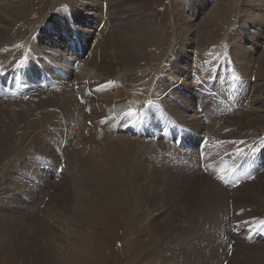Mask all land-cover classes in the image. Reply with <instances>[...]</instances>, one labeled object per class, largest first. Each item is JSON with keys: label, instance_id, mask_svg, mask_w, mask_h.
Segmentation results:
<instances>
[{"label": "rangeland", "instance_id": "rangeland-1", "mask_svg": "<svg viewBox=\"0 0 264 264\" xmlns=\"http://www.w3.org/2000/svg\"><path fill=\"white\" fill-rule=\"evenodd\" d=\"M17 1L19 0H0V6L7 2H11L12 6L21 7L23 5L24 8V11L18 16V18L14 19L15 21L10 17L8 18V14L3 13V8H1L0 18L2 22H0V27L4 28L8 32L6 33V36H4L5 43L7 42L8 45H17L16 47H19L21 43L27 41V39L29 38L28 41L32 39V41L35 42V47H37L38 51L35 50L37 51V53L35 54L36 58L38 57L39 52L40 54L50 52L63 59H71H65L66 61H70L68 62L70 64L72 63V61H75L76 63L74 62V68H71V70H69L70 66L68 65V67L66 68L63 67L61 62V64L57 62L55 64H46L44 67L45 71L49 70L51 74L53 73L54 69H67V72H69L70 74L67 72L64 73V71L62 72V74H65V76H67L68 78L70 75H73V77H71L68 81L64 82V84L67 85L65 88L66 91L69 90L68 92H70V90L75 89L74 92H70L66 95V99L71 95V97H73L75 100L76 93L82 95V97H86L90 95V91H94L95 89L99 91V95L103 93V95L105 96H111V92L108 94V88L113 85V83L115 82L113 81L114 79L117 81L121 79L120 77L117 78L114 72L111 73V69L113 68L110 66L111 62L113 61L112 56H114V58L115 56L116 58H122L126 55L123 54L126 53L123 52L124 50L120 51L115 47V50H113L114 48L111 49L107 46H101L95 55L97 65H100V57L101 59L103 58L102 60L104 61V63L100 65V70L96 71L99 77L96 79H89L90 81H88V79H83L85 78V76L83 75H87L88 71L81 70L76 67L83 65L81 60H85L87 56H89L88 53H85L84 51L83 58H81L80 60L78 57V53H76L77 56H74L71 55V52H69L68 54L64 51L65 48L67 49V39L62 38L61 36L57 38L56 36H54L55 32L51 33L50 37H40L38 35V31L34 30L39 28V30L41 31V27L42 25H44V35H46L49 29L47 28V24L50 25L52 20H56V17L59 16V11H61L62 8L69 7V5L72 7L78 6L79 8L77 9H81V12H77L76 10V13L79 15L78 22L80 23V25L76 30L79 33L86 30L87 34H89L87 35V38H89V40H87L88 46L86 47V52H89L93 50V47L95 46V42L93 43L92 41H90V39L93 38L91 36L96 35V33L99 32L104 25V23H100L99 27L96 28V24L98 23V21L95 20V17L93 16L94 11L91 8V3L95 0H24L23 2H21V6L19 3H17ZM203 1L189 0L188 3L190 2L191 5H193V9H191V11L189 12L188 10L183 8V0H121V3L123 4L120 3V7L118 5H114L112 6V8L115 7V21L119 26V28L117 29V34L120 33L121 39L130 42L134 39H140L139 35H135L133 27H139L138 22L141 14L149 16L150 22L153 27V33L151 37L148 38V40L141 42L140 47L138 46L134 48L133 46L132 50H134L135 54L133 56V64L136 66L135 70L132 73L134 74L131 77L132 79L129 76L125 75L123 76V81H121L123 82V84L127 82L126 80L129 81L130 79L131 81L136 82V85H133L131 96H128L127 101H125L128 102V104L133 107V109L127 107V110L136 111V113L139 112L141 114V108L146 107L144 106V103H147L149 99L150 101L155 100L153 96L159 94V96H157V98L159 97L158 100H160L167 113H170L172 117L175 116L173 118L178 122V125L179 123L182 124V126L180 127L189 131H193L190 130L189 127L194 126L193 123L197 122L199 123L201 128L206 129V135H209L208 137L211 139L210 141H216L220 147H223V145L219 144L220 141H224V143L227 144V147L224 146L223 150H217V156L221 157L225 153L228 154L229 150L234 148L236 145H239V148L246 145L251 146L253 141L256 140L255 142L257 143L259 138L264 139V132H262V134L258 133L257 135H259V137L256 136L252 137L251 139H230L228 137H230L231 132L237 131V127H231V124H229V122L224 123L223 121L221 122L220 120L212 118L210 120H202L203 124H200L201 120L200 122L197 120V114L199 111V105L196 106L197 102H203V104L207 106L208 99L211 97V99L209 100V109L211 111H214L215 108V103H212V98H214V95L208 94V91L206 89L204 90L202 86L199 87V91H196L192 82L194 79L193 77H195L194 75H192L194 63L199 57L195 56V44L198 45L197 35L201 32L203 33H201L203 35L202 41H204V43L206 42L205 48H207V50L209 47V49L211 50L219 49V53H223V55H226V57L227 53L230 52V54L228 53V56L230 55L229 58L232 60L230 64L231 67L236 68V70L241 72V74H239L238 80L244 79L246 77L247 80H244L248 84H250L249 92H243L240 95L241 98L239 99V101H237V104L233 106V108H230L228 110H226V108H221L218 111L220 114H223L221 119L223 120V118L231 117L233 115L235 116V114H247L251 116L254 114H258L261 118H263L264 70L262 71V75L260 77L257 75L256 71L258 70L257 67L259 65V60L264 52V0ZM13 2L15 4H13ZM104 2L105 0H103V3ZM8 5L11 6L10 4ZM75 25L76 23H74V26ZM244 26H246L247 28L245 29ZM185 27L188 30H185ZM95 28L97 32H95ZM70 31L71 28L68 27V32ZM110 33V31L106 32L105 37L106 35H110ZM236 34H238V38L244 40L242 42V46L245 49H249L251 52H253V55H247L246 57L247 60L251 61V65L249 66V68L243 61L245 59L240 58L242 56H239V60L236 59L235 51L233 50L234 46L230 43L228 44V40L231 41ZM60 35L63 36L64 34L61 33ZM55 37L61 41L60 44H58L59 42L55 40ZM250 37H253L254 41H252V38ZM74 38L75 36H72V41L76 42ZM118 42L119 39L117 38V43ZM207 50L205 49L204 52L198 54L200 56H211L212 54H208L210 52H207ZM255 59L256 63L254 64L253 61H255ZM171 63H173L174 65H171ZM4 64L5 63H1V65ZM206 65L207 64L205 63V68L208 67ZM176 67L178 69L184 70L186 72L185 75L187 76L185 77L180 75L178 71H176ZM208 70L210 71L209 74L211 75L212 70H210V68L206 69L205 73ZM114 71L118 72L117 70ZM246 71L249 72L248 75L245 73ZM78 72H81L82 75H78ZM190 74L192 77H190ZM227 74V71H223L220 78L222 80H225L226 78H228ZM89 75L92 76V74ZM150 75L151 77H149ZM111 76H113V78H111ZM231 78L232 81L235 79L233 75H231ZM150 80H153V84L155 83L153 85L154 87H150ZM70 81H72L73 87L71 86L72 84ZM99 81L100 83L98 85H90ZM107 84L112 85L110 87H103ZM206 85L207 87L209 85L211 86V82H206ZM58 87L60 88V85H58ZM77 87H80V89H76ZM82 87H84V89H81ZM87 87L90 88L87 89ZM170 89L174 90L176 93H173L172 95V92L169 91ZM241 90L243 89L241 88ZM57 93H59V91H57ZM204 93H206V96L201 97V95ZM37 96H35L34 98L36 99ZM132 97H135L134 101ZM94 99L96 101L102 99L100 102L109 100L107 96L106 98H97V96L95 98V95ZM182 100H189L190 102H192V104L189 108H187L186 105L182 103ZM219 102L221 103V101ZM227 103L228 105L231 103L230 99L227 100ZM88 104L89 103L82 104V106L85 107L84 110L86 112V118L84 117L82 118V120L84 119L83 121H79L80 124H78L79 126L77 127H79L80 129L77 131V133L75 132V130L77 129H73L75 128L74 123H72L70 126V124H68L69 122L64 123L62 121L60 123L58 121L59 119L53 118L51 120L52 123L49 124V128L47 125L46 127L50 131H57L54 132L56 133L55 136L53 135V131H51V134L54 139H59H56L55 141H48L47 138L43 135L40 136L41 133H39L38 136L35 135L38 138H44L49 143L57 142L56 145L58 147L60 146L59 143L63 141V144H61L60 146V150L63 152V159H65V170H62L63 167L61 165V172H55L54 175L57 176L54 178L51 177L54 170L50 168V177L48 179H40L43 180L44 184L48 182V185L50 184V186H47L45 190L41 189L39 193L38 191H35L32 195L34 196L33 199H36L31 204V207L32 209H34V211H32L31 220H29V224H31L30 226H15V228L13 227V230L15 231L16 229H18L16 232H11L9 230L10 228H8V225L5 228H0V236H2L0 237V264H264V250L260 249V247H264V236H258L253 239L250 238L252 233L250 225H254L253 223L255 221H260L262 217L244 219L245 222H242L240 221L241 219L239 220L236 218L233 220L232 217V225L235 227H231L234 230H227L228 236H220V241H222V248H224L225 245L228 246L227 243H229V246L227 247L228 249L226 250L227 256L225 257V252L223 253L221 248L218 249V252L216 251L217 254L215 253L214 248H212V250H208L206 249L205 245L199 246V248H197L199 235L201 234L202 228L205 224L212 222L214 232L222 230V226L219 220V213L220 211L225 210L228 204L231 212L239 209L236 211V216L241 214V208L240 206H238L239 204L236 205L238 201L234 199L227 200L228 197H231V193H234L232 191H234L235 189L231 190L230 192L228 191L229 189H224V187L213 181V179L210 177L212 175V177L218 178V176L222 174L216 169L218 165H215L216 159H213V156L205 155V157L200 160L198 169L196 167L193 168L194 170L197 169L195 172H199L198 174H195L194 172L195 175H193L191 174L190 170L186 171L185 169L180 168L181 170L176 171H181V173L185 175V178L184 176H182L183 179L175 178L173 180L172 177L164 173L156 176L154 171H160L161 167L153 169V164L148 165L138 162L140 160L143 161V159H148L152 156L150 152L153 153L154 151L152 152L151 149H158L155 146L157 141L162 140V143L166 144L164 140L165 124L162 125L161 134L158 135L159 138L156 141L152 140V138L148 135H138L134 131L128 129V124L124 120L119 121L118 124H115V129L111 130L115 133L112 132L113 135H111L109 134L110 126L108 128H102L99 131V128H97L96 126L98 123L97 120L99 119H93L95 118V115L94 113H92V111H90L89 108L90 106L92 107V103H90L91 105ZM93 106H96L98 108L99 102L93 104ZM175 109L177 111H182L179 113H173ZM74 115L73 118H75V121L81 119L79 118L78 112H75ZM194 117L197 118L195 119ZM85 119L89 120L85 121ZM215 121L216 123L214 124ZM228 125L230 127H228ZM121 126L122 130H124L123 132L127 131L128 134L134 135L140 141L144 140L145 143L147 142L146 145L148 146L149 144H151V146H149L150 149H148L147 153L142 152L143 150L140 152L141 156H138L139 161L138 159H136L135 155L133 156L132 164H138L136 165L137 167L132 166L129 169L131 171H129L124 165L121 167V169H124V174L127 171L126 175L135 177V182L133 181L131 187L130 183L127 182L126 185L124 183V180H122V184H120V180L122 177L119 175L115 176V174L118 173L116 172L117 168L111 169L109 167L108 161L110 160H106L108 157V152L106 151L105 153L104 150V147L109 146L107 145L108 143L117 144L120 142H117L120 137L123 139L124 135L120 134V132H122L120 129ZM74 133L76 134L75 136ZM204 133L205 130H200L195 133L197 135L196 139L192 141V144H190L189 142V146L191 148L188 149L187 155L193 151V148H198L200 144H205V146L209 147L208 142H202L200 139ZM249 135H251V132H249L248 136ZM233 136L239 137L240 135ZM125 137L127 136L125 135ZM129 138L137 140L133 137H127V139ZM140 141H138V143H140ZM141 143L143 144L144 142ZM212 145L213 144H211L210 146ZM152 146H154V148ZM253 146L254 145H252L250 149H246V153L248 151L247 155L252 154V151L255 147ZM237 148L235 150H237ZM242 148L244 149L245 147ZM30 149L32 148L30 147ZM6 150L7 151L0 152V187L1 185L6 184L5 191L4 189H0V217H7L9 221H16L15 218L22 216V212L26 213L31 209L28 210L26 209L27 207L24 208L21 201H19H24V198L22 197L24 192H22L23 189L20 187V185H14L13 177L7 179H5L4 177L5 173L7 171L10 172L11 169H14V167L16 168L18 166L20 169H22L24 166H26L27 159L25 160L24 157L27 156L29 149L28 151L21 149L18 153L19 156L15 155L13 158L11 156L12 151L9 149ZM21 151H23L24 153ZM29 152V155H33L34 152L35 154H42V152L39 153L35 149H32ZM104 153L106 154V156L104 155ZM68 154H72V161L70 160V156ZM73 154H77V156L74 158ZM245 155H243V157ZM78 156L80 159L84 158V160L82 161H86L88 159V161L93 163V166L82 169L83 172L79 173V177L81 176V180H71V173L73 175V171H76L77 165L76 164L74 167V164L72 163L74 162L73 158L74 160H77ZM18 157L22 161H20ZM31 159L32 164L34 162V157H32ZM195 159L198 160V158ZM183 160V158L182 160L180 159V161ZM15 161L17 165L15 164ZM68 161H71L73 165ZM42 162L48 167L49 163L47 161L45 162L44 156L42 158ZM166 163L167 162L161 165L167 166ZM219 166L221 165L219 164ZM238 167L241 168L242 165H239ZM263 168H260L259 171L255 172L254 176H257V174L261 172ZM69 170L71 173L69 172ZM99 170L101 171V173L97 174ZM119 171L121 170L119 169ZM227 171L231 173L232 169ZM105 173H107L109 176L107 179L109 184L108 182L105 184H101V182L103 181L99 179V176H102ZM205 173L209 177L206 176ZM199 174L202 175L200 176ZM9 175L11 176V174ZM82 175L85 177H83ZM95 175H99L97 179L94 178ZM202 176L208 178L211 182H215L217 186L226 191V195H228V197H225L226 199L225 202H223V205H217L216 208L213 203V205L211 204L210 208V204H206L205 206L202 205V207L201 204H199V206L196 207L195 205H198L199 202L198 196H202L201 192L203 190L200 189V191L198 190V195L196 194V196H194L195 200L193 202V210L188 209V212L177 211V205L179 202L182 203V205L186 208V204H188V201L186 200L191 199L187 193V195L184 193L185 188L188 187L193 181L196 182L198 180H201ZM256 176L248 183L255 181ZM60 177H64V180L65 178H67L65 183H69L68 187L72 193L70 197L73 202L71 201V204L69 203L68 205L69 207L67 206L69 209L67 208L66 211L61 214L62 216L57 218L55 217L56 209L54 207L56 206L55 204H59L58 201L54 200L52 208L49 210H47V205L51 200V197L55 194L56 189L54 185L56 184L57 180L61 181ZM91 177L95 179L94 183H91L90 185V188L93 186L92 189L84 184V182L87 180L89 181L88 178L91 179ZM161 177L163 178L162 180H160ZM117 179L120 180L118 181ZM167 179L173 180L174 182H167ZM97 185L101 186L98 188ZM33 186L37 187L35 185ZM93 189H95V191ZM90 190H93V193H95H89ZM15 192L18 193L16 196H20L19 200L11 199L13 200L11 201L9 197L12 193H14L15 195ZM75 193H77V195L79 196L89 195V201L82 200L81 202H78V200L74 198ZM191 201L192 199L190 200V202ZM59 202L61 203V201ZM23 203L25 204V201ZM83 203H86V206H83L85 205ZM246 210L248 212H252L254 211V208H246ZM196 211H201L199 213L200 215L196 214ZM177 212H183V214L181 216L174 215ZM230 215H232V213H230ZM190 217L192 218L190 219ZM244 217L245 216H243L242 218ZM201 218L205 219L204 221H202V228L195 224L197 219ZM192 223L195 224V226L192 225ZM240 223L242 224V227L239 226ZM171 224L173 225L172 227H170L169 229L165 228V226L169 227V225ZM162 227H164V230L166 231H164ZM189 227L190 233H187L189 231ZM49 228L50 232L48 231ZM41 230H43L44 233ZM204 230L207 231V229H203V231ZM25 236L26 238H24V240L26 242L22 240V237ZM246 242L249 243L247 245H256V247L259 246V249L261 251L254 250L255 253L253 255L244 254L242 248L240 247L241 245L247 246L246 244H244ZM192 248L196 249V252L194 253V255L190 254L192 255L190 256L189 252ZM156 249L159 251H157ZM157 253L158 255H156ZM173 253L182 254L184 257L187 253L188 256L184 260L182 259L178 261L177 259L171 258L170 254L172 255ZM230 253L232 255H230ZM222 255L224 258L222 257ZM217 257L218 260L215 259ZM248 257H250V259ZM220 259L222 260V262L218 263L220 262ZM175 260H177L178 262L176 263Z\"/></svg>", "mask_w": 264, "mask_h": 264}, {"label": "bare ground", "instance_id": "bare-ground-1", "mask_svg": "<svg viewBox=\"0 0 264 264\" xmlns=\"http://www.w3.org/2000/svg\"><path fill=\"white\" fill-rule=\"evenodd\" d=\"M23 1L24 0H19V1H17V3H19L21 6V2H23ZM188 1L189 0H183L182 6H183V8L188 10V12H189V11H191V9H193V5H191L190 2L188 3ZM120 3H121V0H105L104 3H103V0H100V1L95 0L94 2L91 3V8L94 11L93 16L95 17V20L98 21V23L96 24V28L99 27L100 23H104V25L99 32H97V30L95 28V32H97V33H96V35L91 36L94 39L93 38L90 39V41H92L93 43L95 42V46L93 47V50H91L89 52H86V47L88 46L87 40H89V38H87V35H89V34H87L86 30H84L83 32H80V33L76 30L77 28H79V25H80V23L78 22L79 21V19H78L79 15L76 13V10H77V12H81L80 11L81 9L80 10L77 9V8H79L78 6L72 7L69 5V7L62 8L61 11H59V16L56 17V20H52L50 25L47 24L48 25L47 28H49V29L47 31L48 33L46 32L47 33L46 35H44L45 34L44 33V28H45L44 25H42L41 31L39 30V28L34 29V30L38 31V35L40 37H45V36L50 37L51 33L55 32L54 36H56L57 38L59 36H61L62 38H65V39L69 38L72 40V36L75 35L78 45L74 46V45L67 44V49L65 48L64 51L68 54H69V52L72 51L74 53V56H77L76 53H78L79 54L78 57L80 60H81V58H83L84 51H85V53L89 54V56H87V58L85 60L84 59L81 60L83 63L82 66H76V67H78V69L88 71L87 75H83V76H85V78H83V79H88V81H90L89 79H96L99 77V75L96 73V71L100 70V65H102L104 63V61L102 60L103 58L101 59V57H100V65H97L95 55L101 46H107V47H110L111 49L115 47V48H118L120 51L124 50L123 52H126V53H123L126 55L122 58H118V57L116 58V56L114 58V56H112L113 61L111 62L110 66L113 68L111 69V73L114 72L116 74L117 78L120 77L121 79H119V81L114 79L113 81H115V82L113 83V85L110 88H108V94L111 92V96L106 95L109 100L108 101L106 100L105 102H100L102 99L96 101L94 99V95H95V98H96V96H97V98L98 97H102V98L105 97L106 98V96L103 95V93L99 95L98 90L97 91L96 90L90 91L91 92L90 95H88L86 97H82V99L85 98L84 99L85 103H89V104L92 103V107L91 106L90 107L88 106V107L90 108V111H92V113H94V115H95V118H93V119H96V120H97V118L99 119V120H97L98 123L96 125L97 128H99V131L102 128H105V127L108 128L110 126L109 134H111V135H113L112 134L113 131H111V130L115 129L114 126L116 123L118 124V122H116V121H119L118 119L120 118L121 114L124 111H126L127 107H130L131 109H133V107H131L128 104V102H125V101H127L128 96H131V92L133 90V85L134 84L136 85V82L131 81V79H132L131 77H132V75H134L132 73L135 70V66H136L133 64V62H134L133 56L135 55L134 50H132L133 46H134V48L138 47V46L140 47L141 46L140 43L148 40V38L151 37V35L153 33V27H152V24L150 22L149 16L145 15V14H141V16L139 17V22H138L139 27L138 26L133 27L134 28L133 30L135 31V35H139L140 39H134L131 42L124 40V39H121L120 33L117 34V29L119 28V26L117 25V22L115 21V16H114L115 7L112 8V6H114V5H118L120 7L121 4H123V3H121V4ZM8 4H10L11 6H9ZM13 4H15V3L13 2ZM1 8H3V13L8 14L7 17L8 18L10 17L13 20L18 18V16L24 11L23 5L21 7L12 6L11 2L10 3L7 2L5 4H2L0 6V10H1ZM195 8H196V6H195ZM72 20H73V22H72ZM180 21H182V20H180ZM0 22H2L1 18H0ZM74 23H76L75 26H74ZM68 27L71 28L70 32H68ZM244 27H245V29L247 28L246 26H244ZM185 30H188V29H186V27H185ZM108 31H110L111 33H110V35H106V37H105V34ZM6 33H8L7 30L0 27V65H1V63H5L4 65H1V67H0V84H3L6 87L5 91H3V92L0 91V152L1 151H7L6 149H9L12 151L11 152L12 158L15 155L19 156L18 153L21 149L26 150V151H28V149H29V151L32 149H35L39 153L42 152V154H35V152H34L33 155H29L30 152L28 151L27 156L24 157L25 160L27 159L26 160V166H24L23 168L21 167L22 169H20L18 166H17L18 168L14 167L13 170L12 169H11V171L9 170L10 172H8L6 170L7 172L5 173V177H4L5 179L13 177L14 185H16V186L20 185V187L23 189L22 192H24V194L22 197L24 198L25 204L23 203L24 201L22 202V200H19L20 196L19 197L16 196L18 194L16 192H15V195H14V193H12L10 195L9 199L10 200L11 199L19 200V201H21L22 206L24 208L27 207L26 209H28V210L31 209L26 213L22 212L23 215L19 216L18 218H15L16 221H12V220L9 221L7 219V217H2V218L0 217V220H1L0 221V228H5L8 225V228H10L9 230L11 232H16L18 229H16L15 231L13 230L15 228V226L19 227L21 225H23V226H30L31 225V224H29V220H31L32 211H34V209H32V207H31L32 206L31 204L36 199V198L33 199L34 196H32L34 194V192L38 191V193H39L41 189L45 190V188L47 186H50V184L48 185V182H46L44 184L43 180H40V179H42V178L48 179L50 177V171H49L50 168H52L54 170V172L51 175V177H54V178L57 176V175H54V173L56 172V170H58L59 167H60V170L62 169V167H63L62 170H65V159H63V156H62L63 152L60 150V146H61V144H63V141H61L59 143L60 144L59 147L56 145L57 142H53V143L47 142V140L48 141L49 140L55 141L56 139H59V138L54 139L52 134H51L52 133L51 131H53V130L50 131L48 129L49 124L52 123L51 120L53 118H56V119H59L58 121L60 123L62 121L64 123L69 122L68 124H70V126L72 123H74L75 128H73V129L74 130L77 129V130H75V132L77 133V131L80 129L79 127H77V126H79L78 124H80L79 121L82 120V118H84V117L86 118V115H85L86 112L84 110L85 107L82 106V104H79L77 99L74 100V98L71 97V95L68 96L67 99L65 98L67 94H69L70 92H74L75 89L70 90V92H68L69 90L66 91L65 88L67 85L64 84V82L60 83L59 89H54L57 86H55V87L48 86L47 84L44 83V78H45L44 71L41 70V69H44V67L47 63L55 64V62H57L59 64L62 63V66L65 68L70 66L69 70H71V68H74V64L76 63L75 61H72V63L70 64V63H68L70 61H66L65 59H67V60H71V59H68V58L63 59L61 57H55V56L52 57L51 55H53V54L50 53V55H48L47 52L41 53V54L39 52V55L36 58L35 54L37 53L38 50H37V47H35V42L32 41V39H30L28 41V39H29L28 38L27 41H24L23 43H21L20 46L18 45L19 47H14V46L8 45L7 42L5 43L4 36H6ZM61 33H63L64 35L63 36L60 35ZM201 33H199L197 35L198 45L195 44V46H196V48H195L196 55L195 56L196 57L199 56V57H198L197 61L194 63V69H193V73H192V75L195 76V77H193L194 79L192 82H193V85H194L196 91H199L200 85H198V82L200 81V79H202V75H205V70L208 68L211 69V68L215 67V68L222 69L224 72L227 71L228 72V74H227L228 78H226L225 80H222L220 78V76H221L220 75L218 77V81L220 83L215 82L213 84L211 83V86L210 85L208 86V88L210 90H213L214 92H216V94L219 95V96H214V98H212V103H215L214 111H211L209 109V104H210L209 100L211 99V97L208 99V105L207 106L204 105L203 102L199 103L196 101L197 102L196 106L199 105L198 106L199 111L197 110L198 111V114H197L198 119L197 120L199 122L201 120L200 124H203L202 120H208V119L210 120L212 118H214L216 120H220L221 122L223 121L224 123L229 122V124H231V127L232 126L237 127V131L231 132L230 137H228L230 139L231 138L232 139H234V138H241V139L250 138L251 139L252 137H256V136L259 137V135H257V134L258 133L262 134V132H264V117L261 118L258 114H254L252 116L247 115V114H239V115L235 114V116L233 115L231 117L223 118V120L221 119L223 114H220L218 111L221 108H226V110L233 108V106H235L237 104V101H239V99L241 98L240 95L243 92L244 93L249 92L250 84H248L245 81V80H247L246 77L244 78L245 80L244 79L238 80L239 74H241V72L236 70V68H232L230 71L225 66L226 64H231V62H232V60L229 58L230 55L228 56V53L230 54V52L227 53V57H226V55H223V53H219V51H220L219 49L211 50V49H209L210 48L209 47L207 50V48H205L206 42L204 43V41H202V39H203L202 34L203 33L202 34ZM236 35H234V37L232 38L231 41L228 40L229 41L228 44L230 43L234 46L233 50L235 51L236 59H238L239 56H242L240 58L245 59V60H243V59L242 60L244 61L245 65L249 68V66L251 65V61L247 60L246 57H247V55H251V54L253 55V52H251L249 49H245L242 46V42L244 40L238 38V34H236ZM56 37H55V40L59 42L58 44H60L61 41L58 40ZM117 38L119 39L118 43H117ZM250 38H252V41H254L253 37H250ZM122 40H124V41H122ZM14 42H17V41H14ZM66 43H67V41H66ZM115 48L113 50H115ZM205 49L207 50V52H210L208 54H212V55L211 56H207V55L206 56H200L198 54V53L204 52ZM35 50H37V51H35ZM71 55H73V54H71ZM35 58L39 62L37 64V66L35 65V66H33L34 68H31L29 62H33V60ZM45 58L49 59L48 62L45 61ZM79 61H78V63H79ZM234 61H236V60H234ZM205 63L207 64L206 66H208L206 68L204 66ZM253 63L254 64L256 63V59H255V61H253ZM171 65H174V64L171 63ZM259 67H260V69H259ZM257 68H258V70L256 71V73L260 77L262 75V71L264 70V52H263V54L259 60V65ZM175 69H177L176 71H178V73L180 75L185 76V77L187 76V75H185L186 72L184 70L178 69L177 67ZM191 69H190V73H191ZM114 70H117L118 72H115ZM46 72L49 73V81L50 82L51 81L52 82L57 81V78L54 79L51 77L52 74L50 73L49 70H46ZM56 72L59 73V71H56ZM67 73H69V72H67ZM78 73H79L78 75H82L81 72H78ZM245 73L248 75L249 72L246 71ZM89 74H92V76ZM125 75L129 76L131 79L129 81L126 80L127 82L123 84V82H121V81H123V78H124L123 76H125ZM231 75H233L236 80L234 79L232 81ZM250 76H249V78H250ZM71 77H73V75H70L68 80ZM149 77H151V75ZM190 77H192L191 74H190ZM111 78H113V76H111ZM207 78H208L207 80L209 81L211 76H209ZM213 78L214 77H212V80H213ZM6 79H10V82H5ZM135 79H136V77H135ZM72 81H70L71 84H72ZM141 81H143V80H141ZM144 82H142V83H144ZM209 82H212V81H209ZM223 82H226V83L224 85H222ZM42 83H44V85H42V87H40V85ZM99 83H100V81L93 83V84H90V85H98ZM149 84H150V87H154L153 85L155 83L153 84V80L152 81L150 80ZM71 86L73 87V84ZM90 87H87V89ZM241 88L243 90H241ZM7 89H8V94L6 93ZM60 89H62V90H60ZM205 89H206V87H204V90ZM227 90H230L229 92L231 93V98L225 99L222 92H225ZM57 91H59V93H57ZM169 91L172 92L171 93L172 95H173V93H176L172 89H170ZM42 92H44V93H42ZM183 94H184V92H183ZM32 95H35V96L38 95V96L35 99L34 98L35 96H32ZM76 95H80V94L76 93ZM204 96H206V93L201 95V97H204ZM132 98L134 101L135 97H132ZM215 98H216V100H214ZM228 99H230V102H231L229 105L227 103ZM224 100H225V102L222 103V101H224ZM219 101H221V103ZM97 102H99L98 108L96 106L95 107L93 106V104H96ZM182 103H184L187 108H189L190 105L192 104V102H190L189 100H184V101L182 100ZM145 104H146V102L144 103V105ZM222 104H225V105H222ZM72 109L74 112L72 111ZM181 111L180 110L177 111L175 109V111L173 113H176V112L179 113ZM75 112H78L79 118H81V119L76 120L77 122L75 121V118H73V115L75 114ZM224 114H226V113H224ZM169 115H170V113H169ZM74 117H75V115H74ZM173 117H175V116H173ZM111 119H113V121H111ZM87 120H89V119H85V121H87ZM92 121H94V120H92ZM215 123H216V121L214 122V124ZM193 124H194V126L189 127L190 130H193L191 132L197 133L200 130H205V133L203 135H206V133H207L206 129L201 128L199 123L194 122ZM46 125L48 126V128L46 127ZM94 125H95V123H94ZM180 125L182 126V124H180ZM60 126H62V125H60ZM228 127H230V126L228 125ZM66 129H67V127H66ZM120 129L122 131V132H120V134L124 135L123 139L120 137L121 139L119 138L117 141V142H119V141L120 142L117 144L108 143L107 145H109V146L104 147V150H105V153H106V151L108 152V157L106 160H108V159L110 160V161H108L109 167L111 169L117 168L116 172H118V173L115 174V176L119 175L122 177L121 180L119 179L121 181L120 184H122V180H124V183L127 185V182H129L130 187H131L135 177L130 176V175H129L130 176L129 177L128 175H126L127 171L124 174V172H123L124 169L123 168L121 169V167L124 165L129 170L132 166L135 167L136 165H138V164H136V165L132 164L133 156L135 155L136 159H138V156H141L140 152L143 150L142 152L147 153L148 149H150L149 146H151V144H149V146H148V145H146L147 142L145 143L144 140L140 141L134 135L128 134L127 131L123 132L124 130H122V126ZM81 131H82V129H81ZM54 132H57V131H53V133ZM70 132H71V130H70ZM191 132H189L190 138L189 137L187 138V140L190 142V144H192V141L196 139V134L191 133ZM249 132H251V135L248 136ZM39 133H41L40 136L43 135L44 137L47 138V140H45L44 138L36 137L39 135ZM113 133H115V132H113ZM252 134H254V135H252ZM53 135L55 136L56 133H54ZM75 135L76 134L74 133V136ZM125 135L127 137H133L134 139L136 138L138 141H140V143H138L137 140H133L132 138L127 139V137H125ZM233 135H240V136L235 137ZM241 135H245V136H241ZM70 139H72V138H70ZM144 139H146V138H144ZM182 139H183V137L181 136V140ZM141 142H144L143 144H145V145H143ZM91 143H93V142H91ZM197 144H198V142H197ZM197 144H196V146H197ZM155 146L158 148L157 150L155 149L156 152H155V150L151 149L152 152L154 151L153 153L150 152V154H152V156L149 157L148 159H143V161H141V160L139 161V159H138V161H139L138 163L148 164V165L153 164L152 165L153 169L157 168V167L158 168L161 167L160 168L161 172L158 170L154 171L156 176H159V175H161V173H164V174H167L170 177H172L173 180L175 178L183 179L182 176H184V178H185V175L183 173H181V171L180 172L176 171V170H181L182 168L185 169L186 171L190 170L191 174H193V175L199 173V172H195L198 169L197 168L198 167V163H197L198 160L195 159V158L199 157V151L197 150L198 148L193 149V154L191 153L190 155L187 156V155H183V152L185 151V149H182L180 147L174 148L172 146H167V145L165 146V144L160 142V141H157ZM30 147L32 149H30ZM152 147L154 148V146H152ZM242 147H240V148L238 147L237 150L233 151L232 153H230L228 155L229 159H225V160H227V163H219L221 166H219V164H218V166L216 167L217 170H221L224 172L227 170L228 166H229V168H231V167H235L236 165H238L239 160L243 157V155L246 154L243 157L244 158L243 163L245 164L244 166L246 168L241 173V175L243 176L242 182H240L238 185L233 186L232 188H230L228 190L227 189L228 187H225L222 184L232 186V178L233 177L226 176L223 181H218V180H215L212 177V175L210 176L213 179V181H215L216 183H218L219 185L224 187V189H226L230 192H231V190L235 189L234 191H232L234 193H231L230 198L228 197V195H226V191H224L222 188L217 186V184L215 182H211L208 178L202 176L201 180H198L196 182L193 181L184 190V193L185 194L187 193L190 196V198L192 199V201L190 202L191 199L188 200L187 198H185V199H187L186 201H188L189 205L185 203L187 205L186 208L180 202L177 205V207H178L177 211L188 212L187 211L188 209L190 210V209H192V207L194 209V204H193V202L195 200L194 196H196V194L198 193V190L200 191V189L203 190L201 192L202 196H200V195L198 196L199 202H198V205H195L196 207L199 206V204H201V207H202V205L205 206L206 204H208V205L210 204L209 207L211 208V204L213 205V203H214L215 207L217 205L222 206L223 202H225V199L227 197H228L227 200L228 199L229 200L234 199V200L238 201L236 203V205L239 204L238 206H240V208H241L240 209L241 214H239L238 216H236L235 214L237 213L236 211L239 209L231 212L229 209V204L226 206L225 210L220 211V213H219L220 219L219 220H220V224L222 226L221 231L214 232L212 222H210L209 220L208 221L210 223L205 224L203 226V228L201 227L202 221H204L205 219H202V218L197 219V221L195 222V224L197 226H200L202 228V232L200 230L201 234L199 235L197 248H199V246L205 245L206 249H208V250H212V248H214L215 253H216V251L218 252V249L221 248L222 252L223 253L225 252L224 257L227 256L226 250L228 249L227 247L229 246V243H227L228 246L225 245V247L222 248V245H221L222 241H220V238H221L220 236L221 235L228 236L227 230L231 231L233 229L232 228L233 227L232 217H233V220L235 218L239 219V220L241 219L240 221H242V222H245L244 219H250L253 217L254 218L262 217L261 220H264V168L261 172L258 173L259 175L258 174H257V176L255 175L256 176L255 181L248 183L249 181H251L255 178V176H253V175L248 176V173L250 171H252L253 168H255L257 170L259 167H262L264 164V139L259 138L258 142L257 143L255 142V147L253 146L254 149L252 151V154L247 155L248 151L246 153V148L243 149ZM21 152H23V151H21ZM69 153H71V152H69ZM105 153H104V155L106 156ZM207 153H209V151H207ZM68 155L70 156V160H71L72 154L71 155L68 154ZM73 155H74V158L77 156V154H73ZM43 156L45 157V162L47 161L49 163L48 167L46 164H44L42 162ZM191 156H193L195 158H193ZM16 157H15V159H16ZM32 157H34V162L31 164V162H32L31 158ZM68 157H67V159H68ZM74 158H73L74 162H72V163L74 164V167L76 164L77 165H76V171L75 170L73 171L74 172L73 175L69 170V172L71 173V180L72 179H76V180L80 179L81 180V176L79 177V173L83 172L82 169L93 166V163L88 161V159L86 161H82V160H84V158L80 159L79 156H78V159L76 158L77 160H74ZM182 158L184 160L180 161V159L182 160ZM18 159L20 160L19 157H18ZM20 161H22V160H20ZM71 161H68V162H70V164H72ZM165 162H167L166 163L167 166L166 165L162 166L161 164H164ZM105 163H106V161H105ZM15 164H16V161H15ZM61 165H62V167H61ZM195 167L197 169L194 170L193 168H195ZM119 169L121 171H119ZM87 171H89V170H87ZM129 171H131V170H129ZM194 172H195V174H194ZM100 173H101V171L99 170L97 174H100ZM107 173H105L102 176L95 175L94 178L97 179V177L99 176V179L103 181V182H101V184H105L108 182L107 179L109 177ZM9 174H11V176ZM110 175H112V174H110ZM199 175L201 176L202 174H199ZM205 175L208 176L206 173H205ZM83 177H85V176H83ZM94 178L93 177H91V179L88 178L89 181L88 180L85 181L84 184L90 188L91 183H94V180H95ZM167 178H169V177H167ZM204 178H206V179H204ZM66 179L67 178H65V180H64V177H62V178L60 177L61 181H59V180H57L59 182L56 181V184L54 185L55 189H56L55 194L51 197V200L48 202V205H47V210H49L52 208V204L54 203V200L58 201L59 204H55L56 206L54 205L55 206L54 208L56 209L55 217H57V218L62 216L61 214L66 211V209L69 207L68 206L69 203L71 204V201H72V199L70 197L72 195V193L68 187L69 183L68 184L65 183ZM162 179L163 178L161 177L160 180H162ZM173 180L167 179V182L173 183L174 182ZM44 181H46V180H44ZM175 182H177V181H175ZM246 183H248V184H246ZM108 184H109V182H108ZM241 184H245V185H241ZM33 185H35L37 187H34ZM97 186L99 188L101 185H97ZM92 187L90 189H92ZM0 189L1 190L4 189V191H5L6 190V184L1 185ZM95 189H93V190L95 191ZM27 190H28V192H27ZM93 190L92 191L90 190L89 193H93ZM14 191H16V190H14ZM19 193H21V192H19ZM36 196H37V192H36ZM74 198H76L78 200V202H81L82 200L89 201L90 197H89V195L79 196V195H77V193H75ZM13 200H11V201H13ZM59 201H61V203ZM76 203H77V201H76ZM83 204H85L83 206H86V203H83ZM201 207H199V208H201ZM232 208H233V206H232ZM246 208H251V209L254 208V211L248 212L246 210ZM76 209H78V208H76ZM174 209H175V207H174ZM245 211H246V213H245ZM183 212H180V213L177 212L174 215H180L181 216L183 214ZM200 212L196 211V214H199ZM230 213H232V215H230ZM243 216H245V217L242 218ZM44 217H45V215H44ZM171 218H173V217H171ZM191 218L192 217H190V219ZM199 218H200V216H199ZM260 221H255L253 223L254 225L251 224L250 226L255 227L256 225L259 224ZM169 224H170V222H169ZM195 224L192 223V225H194V226H195ZM39 226H41V225H39ZM172 226L173 225L171 224V225H169V227L165 226V228L169 229ZM239 226L242 227V224L240 223ZM260 226L264 227V225H260ZM245 227H247V226H245ZM162 228L164 230V227H162ZM203 229H207V231L206 230L203 231ZM2 230H4V229H2ZM41 231H43V230H41ZM48 231L50 232V228ZM164 231H166V230H164ZM40 233H42V232H40ZM43 233H44V231H43ZM187 233H190V227H189V231ZM0 237H2V236H0ZM24 238H26V236L22 237V240H24ZM191 238H192V233H191ZM212 239H214V240H212ZM22 240H21V242H22ZM244 244L247 245L249 243L246 242ZM194 248H196V247H194ZM194 248H192V249H194ZM202 248H204V247H202ZM240 248H242V251L246 255H249V254L253 255L255 253L254 250L255 251L256 250L257 251L264 250L263 246L260 247V249H261L260 250L259 246L256 247V245L255 246L254 245H247V246L241 245ZM192 249L190 250L189 255L190 254L194 255V253L196 252V249H194V250H192ZM157 251H159V250H157ZM202 251H204V250H202ZM215 253H214V255H215ZM231 253H233V252H231ZM231 253H230V255H232ZM156 255H158V253ZM192 255H190V256H192ZM260 255H262V254H260ZM170 256H171V258L177 259L178 261H180L182 259L184 260L188 255L186 253L185 257H184L182 254L173 253L172 255L170 254ZM222 257H223V255H222ZM250 257H248V258L250 259ZM220 258H221V256H220ZM255 258H256V256H255ZM215 259L218 260V257ZM177 260H175L176 263L178 262ZM212 261H213V259H212ZM186 262H188V261H186ZM221 262H222V260L220 259V262H218V263H221Z\"/></svg>", "mask_w": 264, "mask_h": 264}, {"label": "snow or ice", "instance_id": "snow-or-ice-1", "mask_svg": "<svg viewBox=\"0 0 264 264\" xmlns=\"http://www.w3.org/2000/svg\"><path fill=\"white\" fill-rule=\"evenodd\" d=\"M259 224H260V225H264V220H261V221L259 222Z\"/></svg>", "mask_w": 264, "mask_h": 264}]
</instances>
